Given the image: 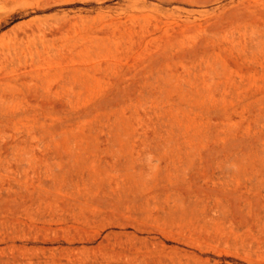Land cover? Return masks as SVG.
Masks as SVG:
<instances>
[{
    "label": "rangeland",
    "instance_id": "1",
    "mask_svg": "<svg viewBox=\"0 0 264 264\" xmlns=\"http://www.w3.org/2000/svg\"><path fill=\"white\" fill-rule=\"evenodd\" d=\"M0 264H264V0H0Z\"/></svg>",
    "mask_w": 264,
    "mask_h": 264
}]
</instances>
